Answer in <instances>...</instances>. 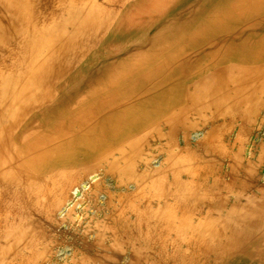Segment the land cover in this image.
I'll list each match as a JSON object with an SVG mask.
<instances>
[{"label": "bare ground", "instance_id": "obj_1", "mask_svg": "<svg viewBox=\"0 0 264 264\" xmlns=\"http://www.w3.org/2000/svg\"><path fill=\"white\" fill-rule=\"evenodd\" d=\"M54 243L264 262V0H0V264Z\"/></svg>", "mask_w": 264, "mask_h": 264}, {"label": "rangeland", "instance_id": "obj_2", "mask_svg": "<svg viewBox=\"0 0 264 264\" xmlns=\"http://www.w3.org/2000/svg\"><path fill=\"white\" fill-rule=\"evenodd\" d=\"M105 215V217H106V215H107V213L106 214H104ZM38 219V218H37ZM35 219L34 221H41L40 219ZM44 225V227H43V231L48 235V238L44 241V244H47V242H49V239H54V237H55V233H54V229H52V227H50L49 225H50V223H45V224H43ZM61 231L62 232H65L66 231V229H64V228H61ZM57 243H54L52 246L53 247H55V250L53 249V251H54V254H53V256H51V255H49V259L47 258L45 261H43V262H41L40 264H45L46 262H47V260H49V261H51L52 260V258L53 257H56V256H58V254H59V250L60 249H57V251H58V253H57V251H56V248H57ZM66 245H69V244H66ZM69 248H71V244L68 246ZM73 248V247H72ZM71 248V249H72ZM77 248V246L76 247H74V249H76ZM52 249V248H51ZM55 251H56V254H55ZM55 255V256H54ZM51 256V257H50ZM79 260L78 261H76L75 263H70V264H83L84 262H86V261H88L85 257H84V255L83 254H79ZM72 256H65V257H63L62 259L64 260V261H62L61 263H59L58 262V260L57 261H55V263L54 264H62L63 262H65V261H70V262H73L72 260H70V258H71ZM56 258H59V257H56ZM68 259V260H67ZM68 264H69V262H68ZM245 264H247V263H245ZM248 264H264V262H259V261H256L255 259H253V260H251Z\"/></svg>", "mask_w": 264, "mask_h": 264}]
</instances>
